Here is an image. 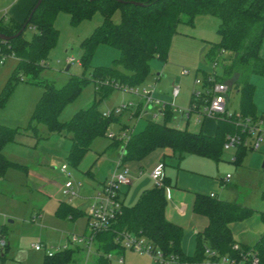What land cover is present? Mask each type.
<instances>
[{"label":"trees","instance_id":"1","mask_svg":"<svg viewBox=\"0 0 264 264\" xmlns=\"http://www.w3.org/2000/svg\"><path fill=\"white\" fill-rule=\"evenodd\" d=\"M35 3L36 0L21 22L7 21L0 15V35L8 38L0 40V54L15 60L11 73L0 89V108L6 104L18 82L39 86L42 89L40 98L27 125L21 130L39 139L41 136L38 135L37 126L43 125L47 135L67 138V165L75 167L90 149L92 141L107 135L109 124L119 121L113 118L112 113H101L96 100L64 123L57 119L60 111L78 96L89 80L94 84V95L98 101L104 100L112 89L129 90L141 85L150 73L152 59L165 62L177 25L192 26L196 16H212L218 20L216 34L219 40L217 43L207 42L204 58L212 66H219L220 75L216 77L214 73L202 71V87L210 88L213 83L225 85L227 92L234 90L238 95L237 115L241 120H262L261 116L255 115L252 102L254 86L250 83V77L264 78V57L259 54L264 39V0H41L34 7ZM114 11L119 13L117 23L111 19ZM58 12L66 13L71 25L88 19L95 12L100 14L102 21L79 43L77 64L81 69L80 75L69 76L61 86L55 87L51 81L41 79L40 72L47 67L48 52L56 43L58 31L53 22ZM27 28L32 30L28 40L23 36ZM98 45L118 52L111 66L90 67V59ZM222 53H227V57L222 58ZM85 72H88L87 77ZM210 75L213 79L206 81ZM202 104L201 98L195 100L192 92L187 114H200ZM173 115L170 105H164L160 122L146 120L142 129L136 134H129L127 140L121 137L110 139L107 149L120 150L118 158L121 165L140 162L155 151L161 152L163 157L164 151H167L169 156L176 159L183 155H194L218 163L222 160L226 135L244 138L235 123V113L213 117L214 131L211 136L169 125ZM18 133V128L0 125V179L8 169L25 170L24 166L8 161L2 154L3 147L12 143ZM248 151L241 144L237 146L231 163L240 167ZM162 185L166 186L164 179ZM165 204L164 188L153 185L143 191L133 205H121L106 229L95 234L93 246L96 256L91 264H110L106 255L122 253L120 240L123 237L143 240L150 247L151 254L159 252L166 260L174 259V264L212 260L204 254L205 250L217 257L234 259H239L240 253L251 251L256 257L255 264H264V232L253 246L237 244L238 249L233 250L232 246L236 243L228 228L231 223L251 217L256 213L254 210L235 202L220 201L214 196L195 195L191 211L203 217L206 223L193 237L192 255L186 256L180 248L181 228L166 221L163 216ZM54 215L73 220L81 213L71 205L59 203ZM258 216L264 226V213ZM3 250L0 249V259ZM72 250L75 249L68 248L51 257L45 256L43 264L70 262Z\"/></svg>","mask_w":264,"mask_h":264},{"label":"rangeland","instance_id":"2","mask_svg":"<svg viewBox=\"0 0 264 264\" xmlns=\"http://www.w3.org/2000/svg\"><path fill=\"white\" fill-rule=\"evenodd\" d=\"M8 1L10 0H0V15L7 8L5 5ZM111 19L114 23H117L119 13L114 11ZM101 21L102 17L95 12L88 19H84L76 25H71L69 16L64 12H58L53 22L54 28L58 31V36L54 47L48 52L47 67L40 72V78L51 81L55 87H59L69 76L80 75L81 69L77 64L79 43L88 37L93 28L98 26ZM217 25L218 20L216 18L206 15L196 16L192 26L178 24L176 33L171 38L165 62L155 58L152 59L149 75L141 85L136 87L140 90L142 88L147 89L148 86L153 85V99L162 105H172L175 110H179V113L181 110L184 111L185 114L183 116L173 115L169 125L179 124L189 132L201 131L203 134H209L210 136L214 131V121L212 118L203 116V106L200 105V114L189 113L187 119L186 112L190 94L204 91L201 87L202 71L207 74L214 73L216 77L220 75L219 66H212L204 58V53L208 47L207 42L217 43L219 40L216 34ZM31 33L32 30L30 28L25 29L24 38L28 40ZM259 54L264 57V39L260 45ZM117 56L118 52L115 49L105 45H98L92 54L89 65L90 67H109ZM221 57L226 58L227 53H222ZM68 58H72L73 62L71 64L65 63ZM13 65L14 59L8 57L3 65L0 66V89L11 73ZM66 65H69V69L65 72ZM87 74L88 72H85V77H87ZM250 83L254 86L252 102L255 115L263 117L260 124L261 142L256 151L246 152L241 163L242 168L240 169L235 168L231 163L234 150H223L222 161L217 164V173L220 175L217 176L216 174V178L231 177V180L227 181L226 185L234 184L242 188V192H247L248 195L244 203L248 208L256 212L252 216L262 224L258 214L264 213V195H262L264 186L260 190L258 183L264 177V172L261 168L264 161V78L251 76ZM172 86L179 87V93L173 99V102L170 97ZM41 92L42 89L37 85L18 82L8 97L6 104L0 108V119L15 123V125H2L18 128L19 130L25 128ZM94 100H96L97 108L101 113H112L113 118L119 121V123H110L107 128L106 134H110L112 140L122 135L136 134L142 129L145 121L151 120L152 117L150 113H144L142 110V101L139 96L130 93L128 90L112 89L104 100L98 101L94 95V84L89 80L78 96L60 111L57 117L58 121L60 123L67 122L76 112L85 109ZM122 107H124V110H121V113L115 112L116 109H121ZM238 110V95L234 90H229L226 94V111L231 115L237 114ZM175 117L176 119L173 120ZM156 122H160V118H156ZM16 125L20 127H16ZM37 131L42 139H38L34 148L23 147L21 152L22 157L26 159L23 163L32 165L34 160L37 161L39 159V165L30 166V172L8 169L6 176L10 180L12 187L15 186L22 189L25 185H38L40 192L39 195L32 194L33 188L28 187L21 194L23 196L21 200L20 198L7 197L8 200L6 199L7 203L4 207L9 217L5 220L4 233L5 237L7 236L10 241L9 252L15 248L20 254V262L16 263V260H7L0 261V264H43L44 253L42 251H33L30 247L31 245H43L53 251L55 248L67 245L68 240L72 237L82 238L86 236V216L79 215L73 220L58 218L54 215L55 207L59 203L71 206L77 205L81 202L80 194L88 192L89 187L93 188L95 181L100 182L106 177L108 179L114 171L121 173L123 170V168L115 169L117 160L114 157V150L107 149L110 143L107 135L94 139L90 149L82 156L78 164L75 167H71L65 161V153L69 147L67 138L56 134L47 135L43 125H38ZM27 135L31 137L30 134ZM164 155L165 157L169 156L167 151H164ZM61 166L66 168L64 173L60 172ZM123 167L128 168L127 165H123ZM34 172L37 174L34 175ZM248 172H250V176L247 175ZM89 173H92L93 176L89 177ZM65 182H69L72 185L71 192L75 194L74 196L65 193L66 190L63 189ZM224 185H222V189L226 190ZM150 187H153L152 182ZM36 205L40 206L39 217L31 222L30 216L33 218L36 213V210H31V207ZM201 224L202 219H197V231L201 229ZM93 238L87 254L84 243L74 244L73 247L69 246L72 249L76 248L79 250L81 255L77 250H72L70 262L64 264H91V261L96 256ZM254 239L252 237L247 238V247L255 244L256 239ZM187 246H189L190 255H192L194 249L192 236L187 237ZM121 254H123V264H161L141 250L123 249ZM121 254L111 253L110 264H117L116 261L119 257L121 258Z\"/></svg>","mask_w":264,"mask_h":264},{"label":"crops","instance_id":"3","mask_svg":"<svg viewBox=\"0 0 264 264\" xmlns=\"http://www.w3.org/2000/svg\"><path fill=\"white\" fill-rule=\"evenodd\" d=\"M34 1L35 0H10L5 5V7L7 8L5 9L4 13L1 16H3L5 19L21 22L25 18L27 11L33 5ZM14 65H15V60H14ZM146 113H150L151 115H153V109L148 110ZM175 114L183 116L185 113L183 111L179 113L177 112V110L174 109V115ZM188 115L189 114H186V119L188 118ZM157 118L160 117L158 116ZM175 119L176 117L173 120ZM0 123H1L0 125L6 124L7 126L15 125V123H9L3 121L2 119H0ZM173 126L178 129L185 128V127H181V125L179 124H173ZM16 127H20V126L16 125ZM27 134L29 133L20 130V133H18L14 137L13 142L8 143L3 147L2 154L8 161L13 162L20 166H24L25 172H30L31 171L30 166L39 165L38 163L39 159L37 161L34 160V163L32 165L23 163L25 162L26 159L22 157L21 148L23 147L34 148L37 144L38 139H34L32 136L30 137ZM208 136L210 135L208 134ZM111 150H114L115 152L114 157L117 160L120 150L119 149H111ZM157 162H161L163 164L162 177L166 182V186H165L166 191H164L166 204L163 210V216L166 221L173 223L181 228L182 239L180 243V248L181 251L184 253V255L189 256L191 252L189 246H187V237L190 236L194 237V235L197 232L202 230V228L205 226L206 223L203 217L194 215L191 211V204L195 195L202 194V195L214 196L216 197V199L220 201L235 202L242 206L247 207V205L244 203V200L247 197L248 193L242 192L241 191L242 188L234 184L226 185L227 181L231 180V177L226 176V178L224 179L216 178V174L217 176L220 175L217 173L218 172L217 164L220 162L214 163L210 160L197 157L194 155H183L180 159H176L175 157L172 156L163 157L161 152L159 151H155L151 153L140 162L137 163L130 162L124 164L128 166L127 169L125 168L127 170L128 175H131L132 177L128 176L131 181L130 184L128 186L121 187L119 190V200L122 206L129 207L133 205L137 197L143 191L152 188L150 187L152 181L149 179L148 173ZM263 166H261L262 169ZM235 168L240 169L242 168V166ZM6 173L7 172H5L3 177L0 179V204H1L0 231H2V238L5 241V247L3 248L4 250L1 255L0 261L3 262L7 260H12V261L16 260L15 262L19 263L20 262L19 252H17L15 248H13L9 252L10 241L8 240L7 236L5 237V233H4L5 220L9 217V215L4 205L7 203L6 202L8 200L7 197L14 199L20 198L21 200L23 198L21 194L24 193L23 191H25L28 187L33 188L32 194L35 193L39 195L40 191L38 189L39 188L38 185H32V186L25 185L23 186V188H25L24 190H22L23 188L20 189L15 186L12 187V184L10 183V180L6 176ZM36 174L34 172V175ZM88 175L89 177L93 176L92 173H89ZM247 175L250 176V172H248ZM106 178H104L100 182L95 181V186L105 182L107 180ZM222 185L225 186L226 190L222 189ZM95 186L93 188L89 187L88 192H86L85 194H80L81 202L78 203L77 205L72 206L74 209L79 211L81 215H83L84 217H85V211L90 204L91 196L94 193ZM263 186H264V177L263 179H261V181H259L258 188H260L261 190V187ZM31 208H32L31 210L33 211L36 210L34 217L31 218L30 216V220L32 222L35 218L39 217L40 206L36 205ZM199 217L202 219V224L200 226L201 229L197 231L196 227L198 225H196V220L200 219ZM85 222H86V217H85ZM228 228L231 237L235 241V243L246 247L248 244L246 243L247 238L249 237L255 238L256 240L255 239L254 240L256 243L257 240L262 235V233L264 232V226L260 224L253 216L242 222L231 223L228 226ZM85 233H86V223H85ZM185 238H186V242H185ZM67 246L68 248H70L69 247L70 245L67 244ZM75 250L77 249L75 248ZM77 252L79 253V250H77ZM121 260H122L121 264H123V254H121Z\"/></svg>","mask_w":264,"mask_h":264},{"label":"built area","instance_id":"4","mask_svg":"<svg viewBox=\"0 0 264 264\" xmlns=\"http://www.w3.org/2000/svg\"><path fill=\"white\" fill-rule=\"evenodd\" d=\"M7 58L8 56H3L0 54V65H2L4 60H6ZM72 62V58H68L65 61L66 64H71ZM211 79L213 78L210 75L206 81H210ZM153 89V86H148L147 89L142 88L139 90L137 88H131L128 91L139 96L142 101L141 107L144 113H146L150 109H153L151 120L156 121V118L158 116L161 117V112L164 105L153 99ZM203 90L204 91L202 93L194 92V99L196 100L201 98L203 102V116L213 119V117H215L216 115H229L226 111L227 88L225 85L220 83H213L210 88H203ZM178 92V86L171 87L170 96L172 100L178 95ZM170 107L174 112L173 106L170 105ZM121 110H124V107H122L121 109H116L115 112L121 113ZM177 112H179V110H177ZM234 116L235 118H237V122L235 123L240 127L241 132L244 134V138L236 135H226L224 143L222 145V150H234L241 144L242 146L248 148L250 151H256L262 139L260 134V124L262 120L251 122L248 118H244L243 120H241L237 114H235ZM107 137L111 139L110 134H107ZM128 137L129 135L121 136L123 140H127ZM115 166L116 170L119 168H123L122 172L118 173L114 171L105 182L95 186L94 193L90 199V204L85 211L87 235L82 238L72 237L68 240V244L70 246H73L77 243H84L86 254L89 252L90 246L92 245L93 235L104 231L109 221L112 220L115 214L119 212L121 208V202L119 200L120 187L128 186L131 182L127 175V170L123 167V165H121L119 158L117 159ZM65 169L66 168L64 166H61L60 172L64 173ZM162 170L163 164L161 162H157L149 171L148 177L153 182L154 186L163 187L164 191H166V187L162 185ZM71 188L72 185L69 182H65L63 184V189L66 190L65 193L74 196L75 194L71 192ZM120 244L123 249L141 250L142 252H145L153 257L156 262H159L161 264H174V259L169 258L168 260H166L161 256L159 252L151 254L150 247L147 246L143 240H134L129 237H123L120 240ZM4 247L5 241L3 240V238H0V249H3ZM232 248L233 250H237L238 245L234 244ZM31 249L35 252L42 251L46 257H51L57 252L68 249V246L65 245L59 248H55L53 251H50L43 245H31ZM204 254L212 258V260H206L202 263L195 264H244L247 262L250 264L256 263V257L251 251L240 253L239 259H234L227 256L217 257L208 250H205ZM106 259H108L110 262V254L106 255ZM116 263H122L120 257L117 259Z\"/></svg>","mask_w":264,"mask_h":264},{"label":"water","instance_id":"5","mask_svg":"<svg viewBox=\"0 0 264 264\" xmlns=\"http://www.w3.org/2000/svg\"><path fill=\"white\" fill-rule=\"evenodd\" d=\"M40 2H41V0H36V3L34 4V7H37ZM7 39H8L7 37H4V36L0 35V40L4 41V40H7ZM68 68H69V65H66L64 71L66 72L68 70ZM263 164H264V161L262 162V166H263Z\"/></svg>","mask_w":264,"mask_h":264}]
</instances>
